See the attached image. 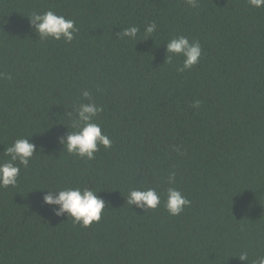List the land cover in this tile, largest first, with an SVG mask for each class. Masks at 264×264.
Returning <instances> with one entry per match:
<instances>
[{
	"label": "trees",
	"instance_id": "16d2710c",
	"mask_svg": "<svg viewBox=\"0 0 264 264\" xmlns=\"http://www.w3.org/2000/svg\"><path fill=\"white\" fill-rule=\"evenodd\" d=\"M75 21L70 43L41 40L33 12ZM156 32L145 39V27ZM137 26L136 43L120 38ZM198 40L199 63L178 72L166 43ZM143 39V40H142ZM101 106L112 141L92 160L69 154L68 111ZM199 101V107H193ZM36 145L15 187L0 188V264H247L264 254V8L248 0H0V162L17 138ZM18 164V162H17ZM191 201L129 205V189L167 177ZM90 188L106 201L90 226L56 216L47 189Z\"/></svg>",
	"mask_w": 264,
	"mask_h": 264
},
{
	"label": "clouds",
	"instance_id": "9594fccd",
	"mask_svg": "<svg viewBox=\"0 0 264 264\" xmlns=\"http://www.w3.org/2000/svg\"><path fill=\"white\" fill-rule=\"evenodd\" d=\"M249 4L255 8H264V0H248ZM185 3L192 8L199 5V0H185ZM29 18L32 26L39 39L63 40L70 43L74 39V34L78 31L75 21L67 19L63 15H58L52 10L43 13L33 12ZM157 25L155 22L149 23L144 31L145 36L152 37L156 32ZM137 26L124 28L120 33V38H128L136 43L138 39ZM142 39V40H143ZM167 63L171 64L174 57H182V64L177 66L178 72L190 70L202 56L201 44L198 40L190 41L188 37L180 35L171 38L166 43ZM81 96L87 99V103H79L67 115L71 120L73 131L58 137L59 143L66 149L69 154L79 156L82 159L92 160L99 147L110 148L112 141L106 134L102 133L101 125L96 121L98 114L102 111L101 106L97 105L91 99V93L85 89ZM200 102L194 101L193 107H199ZM36 153L34 145L26 137L17 138L5 151L8 160L0 162V188L9 186L15 187L18 183L20 167H27L31 158ZM18 162V164H17ZM169 187L162 194L155 187L144 189H129L127 202L129 205H135L137 208L145 210H155L161 203V196L165 197L163 205L171 216L180 215L191 201L173 185L176 183V173L170 172L167 177ZM43 203L52 206V211L56 216L66 215L72 218L73 224H80L83 227L90 226L93 222L101 219L106 201L98 195V191L90 188L66 187L63 189H47L42 197ZM238 258L248 264L249 253L242 251ZM251 264H264V254L258 255L252 260Z\"/></svg>",
	"mask_w": 264,
	"mask_h": 264
}]
</instances>
